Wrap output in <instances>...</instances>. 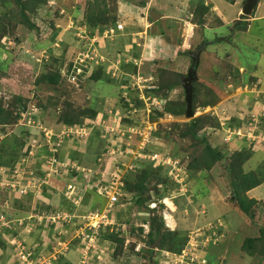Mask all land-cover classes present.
<instances>
[{"label": "rangeland", "instance_id": "1", "mask_svg": "<svg viewBox=\"0 0 264 264\" xmlns=\"http://www.w3.org/2000/svg\"><path fill=\"white\" fill-rule=\"evenodd\" d=\"M23 3H0V264H264L239 253L264 228V0ZM238 164L259 182L251 216ZM89 216L101 230L80 241Z\"/></svg>", "mask_w": 264, "mask_h": 264}, {"label": "trees", "instance_id": "2", "mask_svg": "<svg viewBox=\"0 0 264 264\" xmlns=\"http://www.w3.org/2000/svg\"><path fill=\"white\" fill-rule=\"evenodd\" d=\"M24 0H0V3H2L4 6L7 7V10H9V5L13 4L14 6L17 5L18 7L19 6H24L25 3H23ZM10 13V11H7L5 15H8ZM27 22L28 21V18H27ZM6 34H4V32H1L0 31V40L1 38H3ZM95 75V74H94ZM92 79L96 80L97 77L96 76H92L91 77ZM97 81V80H96ZM55 81H52V84L55 83ZM194 89H195V86H194ZM165 111L167 113H172V114H179V111L177 110V107H174L173 109L172 108H169V107H166L165 108ZM1 112V110H0ZM73 116H68V113L64 114V115H61L59 117V120L60 122L68 125L69 127L74 125L72 123V121H70V119L72 118ZM74 123H77V120H73ZM0 124H7V121L5 119H0ZM79 124H80V121H79ZM188 129L190 128H194L195 127V123H189L188 124ZM67 126V127H68ZM192 134L194 135V132L192 131ZM195 136V135H194ZM197 138V137H196ZM222 158V155H221V152L219 151H216L215 149L212 148V146H210V144H206L203 148V151L201 152V154H199L194 160H195V163H200L202 168L208 170V169H211V167L216 163L218 162L219 160H221ZM238 161H240L238 159ZM190 170L192 169H195V164H191L190 165ZM196 170V169H195ZM76 173H77V170H75ZM72 174L74 173L73 170H71ZM230 172H231V179H230V187H231V192H232V195L234 197V201H235V205L236 207L238 208V210L245 216H251V209L254 205V203L256 202V200L254 198H249L247 196V192L251 189H253L254 187L257 186V184L259 182H256V181H253L254 177H256L255 175H246V173H243L242 170H241V165L238 164L236 166H233L231 169H230ZM80 172L77 173V175H79ZM76 175V177H77ZM129 186H132V185H129ZM135 188H138L137 185H134ZM133 188V186H132ZM50 220V223L51 224H54L56 222V220L53 221V217H49L47 216ZM62 219V218H61ZM81 226V225H80ZM85 234L87 233H92V232H96V231H99L101 230V227H98L97 229H94V228H90L88 229L87 227H85ZM158 234H160V237H161V240H160V243H159V247H164L166 246L168 249H169V246H168V242L171 241L173 239V236H172V233L165 230L163 227L158 231V233H156L154 235V238L156 236H158ZM259 234L260 236L259 237H254V238H246L242 241V243L240 244L239 246V253L242 254V256H246V257H253L255 255H261V256H264V228H260L259 229ZM110 236V239H112L113 237V241L117 242L118 244L119 243H123V240H119L118 237H117V233L116 232H111L109 233ZM152 237H153V234L150 233L149 234V242L152 241ZM83 238H86L84 237V234L83 236H80V241L81 239ZM154 240V239H153ZM238 252V250H236Z\"/></svg>", "mask_w": 264, "mask_h": 264}, {"label": "water", "instance_id": "3", "mask_svg": "<svg viewBox=\"0 0 264 264\" xmlns=\"http://www.w3.org/2000/svg\"><path fill=\"white\" fill-rule=\"evenodd\" d=\"M258 0H245V4L242 9V13L249 15L254 7H256ZM150 17L153 21L160 19L162 14L151 10L149 12ZM192 59V67L188 70L186 77L183 80V88L185 91V105H186V118H191L193 113V98H194V88L193 82L197 79L196 68L199 63V52L195 53Z\"/></svg>", "mask_w": 264, "mask_h": 264}, {"label": "built area", "instance_id": "4", "mask_svg": "<svg viewBox=\"0 0 264 264\" xmlns=\"http://www.w3.org/2000/svg\"><path fill=\"white\" fill-rule=\"evenodd\" d=\"M93 216V215H92ZM93 217H95V216H93ZM91 219H93L92 217H90ZM93 221H94V219H93ZM93 221H91V222H93ZM91 222L89 223V224H87L88 226H86L88 229H90V228H94L95 227V225L94 224H91ZM84 229L85 228H81V229H79L78 230V232L80 233V234H83L84 233ZM94 229H97V228H94Z\"/></svg>", "mask_w": 264, "mask_h": 264}, {"label": "bare ground", "instance_id": "5", "mask_svg": "<svg viewBox=\"0 0 264 264\" xmlns=\"http://www.w3.org/2000/svg\"><path fill=\"white\" fill-rule=\"evenodd\" d=\"M257 3H258V2H257ZM112 202H113V201H112ZM91 215H92V214H91ZM58 217H59V216H58ZM88 218H89V220H87V222L90 223L93 219H91L90 216H89ZM62 219H63V218H62ZM54 220H56V217H53V221H54ZM89 223H87V224H89ZM87 224H85L84 227L88 226Z\"/></svg>", "mask_w": 264, "mask_h": 264}, {"label": "clouds", "instance_id": "6", "mask_svg": "<svg viewBox=\"0 0 264 264\" xmlns=\"http://www.w3.org/2000/svg\"><path fill=\"white\" fill-rule=\"evenodd\" d=\"M251 190H252V189H251ZM249 191H250V190H249ZM249 191H248V192H249ZM248 192H247V194H248ZM248 197H249V196H248Z\"/></svg>", "mask_w": 264, "mask_h": 264}, {"label": "crops", "instance_id": "7", "mask_svg": "<svg viewBox=\"0 0 264 264\" xmlns=\"http://www.w3.org/2000/svg\"><path fill=\"white\" fill-rule=\"evenodd\" d=\"M249 193V192H248Z\"/></svg>", "mask_w": 264, "mask_h": 264}]
</instances>
